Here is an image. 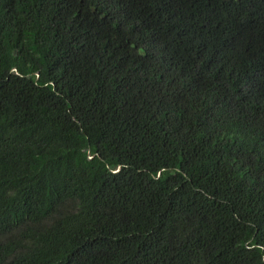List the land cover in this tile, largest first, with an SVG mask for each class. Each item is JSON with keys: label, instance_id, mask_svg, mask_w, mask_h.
<instances>
[{"label": "trees", "instance_id": "16d2710c", "mask_svg": "<svg viewBox=\"0 0 264 264\" xmlns=\"http://www.w3.org/2000/svg\"><path fill=\"white\" fill-rule=\"evenodd\" d=\"M0 264H264V0H0Z\"/></svg>", "mask_w": 264, "mask_h": 264}]
</instances>
